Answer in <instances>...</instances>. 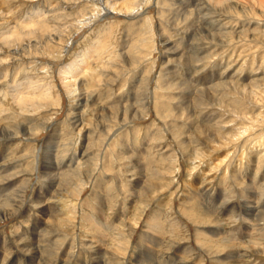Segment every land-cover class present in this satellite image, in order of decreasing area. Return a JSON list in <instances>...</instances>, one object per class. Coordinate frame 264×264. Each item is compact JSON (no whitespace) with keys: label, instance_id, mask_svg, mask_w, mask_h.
Returning <instances> with one entry per match:
<instances>
[{"label":"rangeland","instance_id":"374dc122","mask_svg":"<svg viewBox=\"0 0 264 264\" xmlns=\"http://www.w3.org/2000/svg\"><path fill=\"white\" fill-rule=\"evenodd\" d=\"M109 2L0 0V264H264V0ZM237 182L256 206L224 251L204 197Z\"/></svg>","mask_w":264,"mask_h":264},{"label":"clouds","instance_id":"9594fccd","mask_svg":"<svg viewBox=\"0 0 264 264\" xmlns=\"http://www.w3.org/2000/svg\"><path fill=\"white\" fill-rule=\"evenodd\" d=\"M152 0H115L114 8L126 10L127 12L143 11ZM51 148L41 144L39 148H32L29 156V166L27 171L31 174L30 179L26 183H33L41 191L49 184L55 182V174L52 170L47 169L45 165L49 163ZM60 166H63L64 161H58ZM178 171V169H177ZM262 194H264V185L260 186ZM110 193L114 200H119L121 196L134 195V192H129L127 189L121 192L116 191L115 185H110ZM205 208L207 209L206 225L212 234L219 238L223 245V250L228 251L237 246L248 247L247 245H238L236 238L243 234L248 220L250 219L249 212L256 206L252 200L246 195V186L242 183H234L232 186H226L223 194V199L217 203L215 193L204 197ZM132 229L126 230V235L122 237V247L126 250L128 245V236L131 235ZM227 237V239H225ZM264 247V244L258 245ZM138 250V249H137ZM124 252L119 253L120 259L116 264H124ZM162 257L148 256L142 258L139 262L135 255L128 258L127 264H162ZM167 264H175L169 260ZM195 264V259L193 260Z\"/></svg>","mask_w":264,"mask_h":264},{"label":"bare ground","instance_id":"6f19581e","mask_svg":"<svg viewBox=\"0 0 264 264\" xmlns=\"http://www.w3.org/2000/svg\"><path fill=\"white\" fill-rule=\"evenodd\" d=\"M216 1L220 2L221 0H216ZM109 3L111 4L112 2H109ZM113 4L114 3H112L111 6H113ZM9 38H10V36H6L7 40H9ZM86 61H87V59H85V58L74 59L73 61L68 63L65 67H63V69L60 71V76L64 82L65 87H67V86L69 87V86L74 85L75 80L72 78H74L75 74H77L78 71H81V70H83V68H86V66H88ZM23 85L26 86V84H24V82H23V83H20V84L14 86L12 89H10L9 90L10 96L12 97V99L14 101L31 102L30 98L28 96L26 97V95H24V92L22 89Z\"/></svg>","mask_w":264,"mask_h":264},{"label":"snow or ice","instance_id":"6c2138e0","mask_svg":"<svg viewBox=\"0 0 264 264\" xmlns=\"http://www.w3.org/2000/svg\"><path fill=\"white\" fill-rule=\"evenodd\" d=\"M96 2L101 3L103 5L104 0H96Z\"/></svg>","mask_w":264,"mask_h":264}]
</instances>
